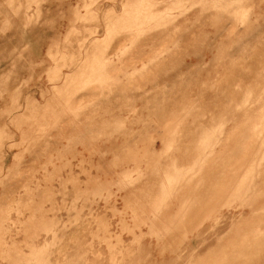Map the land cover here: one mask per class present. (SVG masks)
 <instances>
[{
  "label": "rangeland",
  "instance_id": "374dc122",
  "mask_svg": "<svg viewBox=\"0 0 264 264\" xmlns=\"http://www.w3.org/2000/svg\"><path fill=\"white\" fill-rule=\"evenodd\" d=\"M0 264H264V0H0Z\"/></svg>",
  "mask_w": 264,
  "mask_h": 264
}]
</instances>
